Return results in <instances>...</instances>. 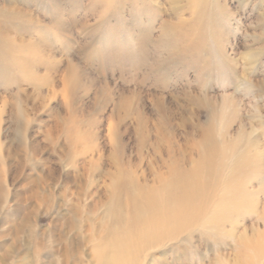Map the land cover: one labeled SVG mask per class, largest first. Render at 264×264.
<instances>
[{"label": "rangeland", "instance_id": "374dc122", "mask_svg": "<svg viewBox=\"0 0 264 264\" xmlns=\"http://www.w3.org/2000/svg\"><path fill=\"white\" fill-rule=\"evenodd\" d=\"M14 2L19 14L0 9V264L114 256L117 162L150 180L180 153L191 168L206 132L226 146L223 178L235 171L208 210L220 220L141 264H264V0Z\"/></svg>", "mask_w": 264, "mask_h": 264}, {"label": "bare ground", "instance_id": "6f19581e", "mask_svg": "<svg viewBox=\"0 0 264 264\" xmlns=\"http://www.w3.org/2000/svg\"><path fill=\"white\" fill-rule=\"evenodd\" d=\"M3 3L5 6L0 9L8 11L10 16L21 12L20 8L14 5V0H3ZM262 17L264 18V14ZM1 25L0 36H5ZM15 43L12 39L3 41L5 47L17 49ZM26 46L29 47L27 43ZM36 46L39 52L38 45ZM26 71L34 78L30 69ZM261 88L264 91V84ZM203 141L204 150L195 161V166L189 168L184 154L180 153L169 162L162 161L160 164L156 161L158 171L152 180L144 172L139 173L141 162L135 164L130 161L117 162L116 171L110 179V193L107 196V204H104L103 216V219L109 217L113 223L108 231V237L112 238L109 247L115 255L101 257L96 264H141V260H145L151 250L164 246V242L180 237L186 231L191 235L189 228L199 225L211 227V224L220 220L218 211L208 210L215 206L217 201L232 194V189L228 186L233 181L235 171H231L223 178L222 173L226 169L224 161L226 146H223V153L218 150V146L214 147L210 132L204 134ZM251 153L255 157L262 154L253 151ZM164 167L167 170H162ZM217 167L221 174L214 172ZM220 184L221 188L223 186V193L217 198L219 200L215 201L213 196ZM2 188L4 183L0 180V189ZM6 205L7 201H4L0 206V214L6 211ZM90 212L93 214L95 210L90 209ZM94 219L95 217H92L90 220ZM90 220L86 219L87 222ZM77 226L75 224L71 228L73 231L78 230L77 236L71 238L72 245L83 250L86 234L83 233L85 230H79ZM81 261V264H85L82 257Z\"/></svg>", "mask_w": 264, "mask_h": 264}]
</instances>
